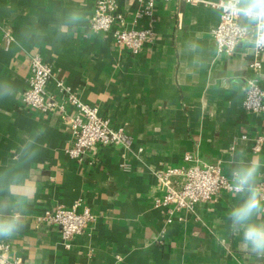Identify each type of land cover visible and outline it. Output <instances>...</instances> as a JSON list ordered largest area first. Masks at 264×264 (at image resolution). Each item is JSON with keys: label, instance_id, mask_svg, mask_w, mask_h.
<instances>
[{"label": "crops", "instance_id": "1", "mask_svg": "<svg viewBox=\"0 0 264 264\" xmlns=\"http://www.w3.org/2000/svg\"><path fill=\"white\" fill-rule=\"evenodd\" d=\"M98 1L0 0V91L10 89L0 94V210H19L23 221L17 233L0 237L11 247L8 258L22 264H264V255L246 251L231 231L228 212L238 201L230 192L192 212L154 205L165 190L157 173L189 167L187 155L201 167L219 163L230 181L240 149L264 160V147L252 151L255 136L264 134V114L243 106L254 56L248 39L233 55L219 54L213 38L218 9L157 1L155 38L134 55L115 43L112 31L91 28ZM118 10L132 27L136 7L118 0ZM5 30L14 37L8 48ZM33 53L54 69L50 102H62L56 81L63 80L114 126L125 127L131 148L97 146L81 160L69 157L76 111L43 113L21 102ZM262 63L264 88V54ZM243 133L248 140L240 139ZM78 200L95 221L67 249L60 228L38 226L36 218Z\"/></svg>", "mask_w": 264, "mask_h": 264}, {"label": "built area", "instance_id": "2", "mask_svg": "<svg viewBox=\"0 0 264 264\" xmlns=\"http://www.w3.org/2000/svg\"><path fill=\"white\" fill-rule=\"evenodd\" d=\"M157 1L203 4L218 9L220 20L213 31V38L219 54L233 55L240 43L249 39L255 32V25L243 16L224 10V0H127L129 8L136 7L131 21L132 27L127 25L126 18L119 12L118 0H99L95 6L91 28L96 32L112 31L114 41L119 47L134 55L139 54L155 38L154 11ZM143 19H147L148 23L136 26ZM4 40L8 48L14 41L11 31H4ZM253 51L243 106L249 113L264 114V88L260 82L264 47H253ZM29 65L28 88L21 98L23 106L43 113L56 108L63 113H66L68 108L76 111L70 120L72 139L71 145L66 149L69 157L81 160L88 150L97 146L131 148L133 137L127 133L125 127L114 126L109 117L101 115L97 106L83 102L63 80L56 81L57 88L63 94L62 102L48 100L47 86L54 79L55 73L53 67L45 62L39 53L30 55ZM240 139L248 140L249 135L243 133ZM263 147L264 134H259L253 139L252 151L260 153ZM186 159L192 163L189 167H168L157 173L164 183L165 190L163 196L155 200V207L170 206L175 210L186 209L192 212L197 204L215 201L222 191L230 192L231 181L225 176L219 163L201 167L192 155H187ZM94 221L95 215L82 200L76 201L71 208L59 205L45 209L36 218L38 226H58L63 245L67 249H71L75 237L82 234ZM10 250L8 243L0 241V264H22L18 258L12 261L8 258Z\"/></svg>", "mask_w": 264, "mask_h": 264}, {"label": "clouds", "instance_id": "3", "mask_svg": "<svg viewBox=\"0 0 264 264\" xmlns=\"http://www.w3.org/2000/svg\"><path fill=\"white\" fill-rule=\"evenodd\" d=\"M224 10L243 16L255 25L248 39L254 48L264 47V0H224ZM9 95L10 89L0 91ZM229 190L238 201L228 212L230 228L239 237L243 248L256 255H264V160L249 158L240 149L231 160ZM23 227L19 210H0V237H11Z\"/></svg>", "mask_w": 264, "mask_h": 264}]
</instances>
